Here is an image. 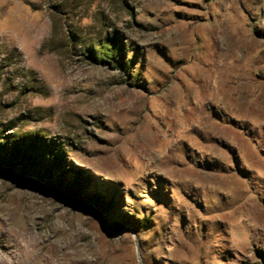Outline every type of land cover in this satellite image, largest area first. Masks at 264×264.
<instances>
[{"label":"rangeland","instance_id":"374dc122","mask_svg":"<svg viewBox=\"0 0 264 264\" xmlns=\"http://www.w3.org/2000/svg\"><path fill=\"white\" fill-rule=\"evenodd\" d=\"M2 137L81 194L0 167V264H264V0H0Z\"/></svg>","mask_w":264,"mask_h":264},{"label":"trees","instance_id":"16d2710c","mask_svg":"<svg viewBox=\"0 0 264 264\" xmlns=\"http://www.w3.org/2000/svg\"><path fill=\"white\" fill-rule=\"evenodd\" d=\"M62 4V3H60ZM61 13L62 6H56ZM129 16L133 13L128 12ZM72 32V31H71ZM78 36L72 32L69 38L73 41ZM88 41H77L76 45L83 44L82 49L89 53L94 61L111 63L113 65H124L125 47L120 43L115 33H106L103 43L94 44ZM35 141L25 143L23 139L9 141L8 138H0V167L8 170L20 168L22 172L40 177L46 184L51 187L62 190L72 195H79L81 187L80 174L75 173L73 181H67L68 171L63 168L62 159L59 155H53L51 150H45L43 146H35ZM48 153V157L45 156ZM93 203L99 208L105 218L108 217L107 204L99 196ZM112 228L117 226L113 221L109 224Z\"/></svg>","mask_w":264,"mask_h":264}]
</instances>
